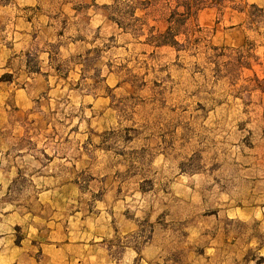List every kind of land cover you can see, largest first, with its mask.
<instances>
[{
    "label": "rangeland",
    "instance_id": "obj_1",
    "mask_svg": "<svg viewBox=\"0 0 264 264\" xmlns=\"http://www.w3.org/2000/svg\"><path fill=\"white\" fill-rule=\"evenodd\" d=\"M111 3L0 0V48L28 50L31 72L40 71L38 52L52 60L43 91L21 110L0 249L8 234L27 249L17 224L44 209L41 191L73 178L91 211L100 182L113 177L138 230L113 242L112 258L146 242V264H264V0L198 10L179 50L145 42L149 29L166 28L161 3L135 9L145 22L138 34L110 19ZM48 23L62 35L54 46L43 41ZM132 264L145 263L139 255Z\"/></svg>",
    "mask_w": 264,
    "mask_h": 264
},
{
    "label": "crops",
    "instance_id": "obj_2",
    "mask_svg": "<svg viewBox=\"0 0 264 264\" xmlns=\"http://www.w3.org/2000/svg\"><path fill=\"white\" fill-rule=\"evenodd\" d=\"M104 19L108 20L106 15ZM74 25L79 27L78 23ZM30 28V23L26 28H20V35L26 36L25 31ZM43 30L48 32L43 38L46 43L54 46L61 41L62 35L50 23ZM72 32L75 35L81 33L77 30ZM84 38L80 36L69 46L78 47L84 43ZM27 51L0 48V75L5 72L12 74L10 80H0V196L8 191L6 188L14 181L20 166V160L16 159H19L21 149L15 146L14 140L16 137L18 141L21 135V110L30 107L32 100L43 91L49 80L45 79L48 75L41 71L45 72V67L52 65L51 54L45 50L36 55L40 71H29L24 59ZM61 51H64L63 47ZM10 139L12 142L6 145L5 140ZM114 180L113 177H105L100 182L103 184L102 193L93 201L91 211L86 208L79 182L73 178L56 189L48 188L38 193L44 209L17 224L23 225L20 230L26 232L20 242H28L27 249L15 243L14 235H4L2 239L7 243L0 249V254L8 257L3 264H132L139 255L146 264L148 258L144 255L154 248L146 242L141 248L123 245L121 257L112 258L110 255V249L115 247L114 241H122L138 230L135 215H126L130 198L122 190L118 191ZM11 214L16 216V212Z\"/></svg>",
    "mask_w": 264,
    "mask_h": 264
},
{
    "label": "trees",
    "instance_id": "obj_3",
    "mask_svg": "<svg viewBox=\"0 0 264 264\" xmlns=\"http://www.w3.org/2000/svg\"><path fill=\"white\" fill-rule=\"evenodd\" d=\"M109 5L111 11L110 19L114 21L124 32L130 31L138 34L141 26L145 23L141 18L135 17L134 12L139 5L150 4L155 5L161 3L162 9H167L165 15L166 28L163 32L153 33L149 29V34L145 42L155 47L171 46L176 50L183 47V43H179L177 36L187 33L186 23L188 19L194 17L198 10L208 6H221L226 0H124L122 6H119L120 0H111Z\"/></svg>",
    "mask_w": 264,
    "mask_h": 264
}]
</instances>
